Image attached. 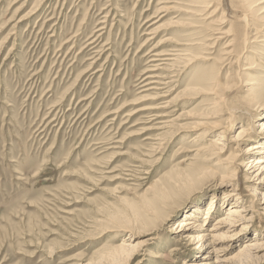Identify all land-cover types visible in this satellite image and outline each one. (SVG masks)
I'll return each instance as SVG.
<instances>
[{"label":"rangeland","instance_id":"374dc122","mask_svg":"<svg viewBox=\"0 0 264 264\" xmlns=\"http://www.w3.org/2000/svg\"><path fill=\"white\" fill-rule=\"evenodd\" d=\"M99 33L93 63L87 45ZM174 50L181 56L149 71L153 53ZM248 64L242 80L256 94L237 84ZM154 73L165 84L143 91ZM261 104L264 0H0V264L202 259L175 225L199 203L203 217L216 192L213 215L186 229L208 232L227 208L218 173L233 160L231 150L195 151L224 142L230 113L227 137L250 122L264 138ZM159 105L164 116L151 120L144 108ZM130 228L146 243L132 255L117 247Z\"/></svg>","mask_w":264,"mask_h":264},{"label":"bare ground","instance_id":"6f19581e","mask_svg":"<svg viewBox=\"0 0 264 264\" xmlns=\"http://www.w3.org/2000/svg\"><path fill=\"white\" fill-rule=\"evenodd\" d=\"M242 19L244 21L246 20L245 17H243ZM102 29L103 27L99 28V30ZM100 35L101 34L99 33L96 38L92 39L91 42H88V45L86 44L87 46L93 45L89 48L90 52H92L91 59L93 60L91 62L93 63L98 61L99 57L104 51V43L99 47H97L98 44H94L96 41H98ZM175 51L178 50L166 53H153L151 55L152 60H149V62H153L150 65L153 66V69L151 68V70L149 71L154 70L155 72L156 69H161L160 66L169 65L170 62L174 61L177 55H180L179 53H175ZM254 68L255 66H253L252 64H248L247 66L243 67V72H241L240 76L238 75V78H241L239 80L240 83H237L242 84L243 82H245L244 85L247 86V89L251 91V93H255V90L252 88V85L254 84L252 82V78L244 81L242 80V78L247 77L246 74H248L249 76V74L251 73L250 71ZM97 71L99 70L97 69L93 73H96ZM164 78L160 74H147L143 77L141 81V83L143 82V84L140 87L141 89H143V91L149 89H157V87L155 88L154 84H165L164 80L166 79ZM161 107L164 106L159 105L147 107L144 109H149L150 112H147L152 115L151 118H149L151 120H155L158 117L164 116L163 114H160L159 111L154 112L155 110H153ZM255 108H257L258 111H262L264 113V105H257L255 106ZM248 113L249 112H247V114ZM232 115V113L229 114V117L226 120L227 122H225L227 125H224V127L221 126L222 130L220 131V138L224 141L223 143L213 140L210 141V143H213L215 141L213 145L206 144V146L198 147V149L195 151L196 153H206L208 151H212L216 153L218 152L219 154L224 153L225 150H231V158L233 162L229 166V168L227 166L226 170H224L226 173H218L219 183H217V186L224 188V190L221 191L222 195L218 197L221 201L220 208H227L224 212H222L223 214L219 215L215 219L212 226L208 229V232L206 234L194 236L193 233H188L186 229L191 228L199 231L203 226V220L209 219L213 215L212 208L214 203L217 202V200H215L216 192H212L208 206H206L207 209L205 211V215L203 217L199 218V216L197 215V212L201 211L202 208V205L199 203V205L192 209V212H188V217L190 218H183L179 223H176L175 225L176 229L174 231L176 232L178 237L190 240L191 244H194V242H196L195 246H192L191 249L196 250V258H202L199 260L191 261L189 262V264H260L264 262V240L262 242L259 240V237L263 235V230L261 229H263L264 227V225L262 224L264 222V138H256L252 136V134L249 132L251 126L250 122L248 124L241 125L234 136L227 137V133L230 131L231 119L233 117ZM164 123L165 122H162L161 125L157 127L159 129L164 127V125L166 124ZM263 127L264 121L261 124V128ZM250 140H252L253 143H248V141ZM243 143H247V145H243L244 147H242ZM245 156L248 157L245 159ZM240 171L246 172L247 179L252 181L253 187L251 188V190H248L251 192V194H244V192H242V190L240 189V186L242 185L240 184V178L237 177V174ZM256 198H258V201L256 200ZM245 202L249 203L244 204ZM255 202H258V204L260 205V211L259 209H255ZM221 211H223V209ZM193 218H196V220H192ZM197 219H199L200 221ZM255 221L256 223L258 221V223L256 224ZM249 230L250 234L247 236L246 233ZM141 232L143 231L137 232V230L130 228L127 231L126 236L122 238V242H120L117 247L121 249V251L127 252L132 255L136 251V249H139L144 244H146L145 240L135 241L136 237L143 235L141 234ZM243 238H245L246 240L239 247H237L236 250L229 253L228 255H225L223 257H216L212 262H210L209 260H204L205 257H208L207 254H215L217 256L218 253H223L231 249L236 241H241V239ZM115 239H117V236L113 238V240ZM172 250L174 251L176 250V248H172L170 251L172 252ZM98 264H118V262L113 258L105 260V258L102 257ZM183 264H185V261L183 262Z\"/></svg>","mask_w":264,"mask_h":264}]
</instances>
